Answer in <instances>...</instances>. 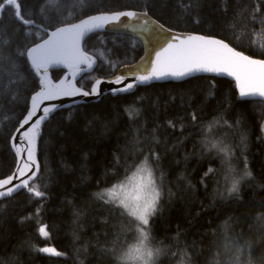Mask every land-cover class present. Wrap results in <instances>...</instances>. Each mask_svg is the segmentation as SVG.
<instances>
[{"label": "trees", "instance_id": "trees-1", "mask_svg": "<svg viewBox=\"0 0 264 264\" xmlns=\"http://www.w3.org/2000/svg\"><path fill=\"white\" fill-rule=\"evenodd\" d=\"M19 3L36 23L18 38L22 26L13 7L0 12V29L13 41L3 48L10 59L0 65V177L14 170L11 138L41 89L38 74L19 53L56 27L101 13L147 11L173 31L224 39L264 59L261 0H58L57 8L47 0ZM143 49L133 36L89 35L84 51L96 67L79 86L90 90L95 80L116 76L137 63ZM65 73L53 71V80ZM238 98L233 81L200 76L139 86L55 113L38 141L41 171L33 185L45 197L23 190L0 201V264H125L120 257L137 222L97 194L125 182L143 164L153 170L160 192L150 220V245L158 252L153 264H232L236 253L225 251L226 237L241 248L250 243L253 258L264 264V229L257 221L264 216V102ZM234 179L238 191L229 194ZM43 226L48 237L39 231ZM43 247L63 255L38 251ZM246 256L247 250L240 254L241 264Z\"/></svg>", "mask_w": 264, "mask_h": 264}, {"label": "snow or ice", "instance_id": "snow-or-ice-1", "mask_svg": "<svg viewBox=\"0 0 264 264\" xmlns=\"http://www.w3.org/2000/svg\"><path fill=\"white\" fill-rule=\"evenodd\" d=\"M47 3L53 8L58 7V0H47ZM261 3L264 4V0H261ZM5 5L13 7V15L22 26L18 38L24 35V31L27 28L35 25L34 19L27 17L21 12L19 0H0V12H3ZM185 10H188L187 6H185ZM256 11H261L260 6L256 7ZM261 15H264V12ZM122 17L139 20L143 31H148L149 26L154 28L159 35L172 31L171 29H165L158 21H152L147 18V11L140 14L135 11L114 12L91 16L80 20L78 23H67L64 26L56 27L43 42L28 46L25 51L19 53V55L27 57L31 68L41 76V89L32 96V107L28 111L27 116L19 122V127L16 129L24 138L23 144L21 145L17 142L16 136L11 138L17 154V161L11 174L0 177V200L4 197H10L14 192L22 189L35 198L45 197L44 191L39 190L30 183L36 179L37 174L40 172V165L35 159L36 142L40 135V126L47 118L49 112L53 110L50 107L40 108L39 105L45 100H50L60 95L82 94L88 96L96 94L99 85L105 82L95 80L90 91L81 92L80 88L73 85L66 86L63 81L59 84H54L47 77L48 68L55 64L66 65L75 71L80 70V65H86L89 69L92 68L94 60L81 50V41L87 33L102 29L106 24L121 25ZM0 19H2V16H0ZM121 26L136 31L128 23H124ZM164 40L165 45L155 51L144 66L138 69H130L128 72H122L115 80L106 82L124 84V81L130 77H135V80L147 83L154 79L182 78L201 72L224 74L234 77L238 96L241 99L258 97L264 101V59H256L253 56L245 55L243 51H238L235 47H231L224 39H217L213 36L187 35L181 38L178 35H172L171 37L165 35ZM12 43L13 41L9 38V34L0 29V65L5 59H10L5 56L3 48L4 46L11 48ZM260 47L264 48V44H261ZM111 66L115 67V65ZM11 67L15 69L16 66L13 63ZM0 71H2V67H0ZM134 87L135 83L129 82L124 84L123 87L112 91L113 94L127 92ZM34 117L35 119H33ZM192 119H196L195 114L192 115ZM25 125L28 127L25 128ZM21 129H23L22 132ZM219 150L224 151L223 148ZM208 171L211 172L212 169L209 168ZM245 175L251 176V172L246 171ZM154 185L155 181L152 178L151 171L142 166L133 177L128 178L126 185L119 184L97 194L98 198L102 200L107 197V203L117 204L125 210L127 215L134 218L135 222H138L136 230L140 234V242L120 257L122 261L152 264L153 252L147 247L149 239L148 226L151 217L156 211V204L160 195ZM238 185L239 180L234 179L229 189V194L237 192ZM257 221L260 228L264 229V216L257 217ZM39 231L44 237H48L47 226L40 227ZM224 248L226 252L235 251L236 257L232 264H241L239 256L246 250L247 256L243 264H257L251 251L252 245L248 242H245L244 247L241 248L231 238L226 237ZM38 251L55 256L63 255L54 247H43L39 248Z\"/></svg>", "mask_w": 264, "mask_h": 264}, {"label": "water", "instance_id": "water-1", "mask_svg": "<svg viewBox=\"0 0 264 264\" xmlns=\"http://www.w3.org/2000/svg\"><path fill=\"white\" fill-rule=\"evenodd\" d=\"M129 11H134V10H129ZM135 12L140 14V13H143L144 11H135ZM102 14H111V13H101V14H97V15H102ZM97 15H93V16H97ZM87 18H85V19H87ZM147 18H149L152 21H158L153 16H151L149 13H148V17ZM124 23H128L129 25L132 26V28H135L136 31L131 30V28H123L121 25L124 24ZM160 24H162V23H160ZM121 25L106 24L104 26V28H102V29H97V30H94L93 32L87 33L84 36L83 40L81 41V50L83 52H85L84 51V44H85L86 39L89 37V35H91V34H93L95 32H98V31H104V32L115 33V34H125V35H129V36L135 37L144 46V50H145L144 56L137 63H135L133 65H130V66H126V67L121 68L118 71L117 75L112 77V78H108V79L99 78V79H97V80H101V81H105V82H102L99 85V88H98V91H97L96 94H90L88 96H84L82 94H75V95H72V96L60 95V96L54 97V98H52L50 100L43 101L39 105L40 108L50 107V108H53V110L49 112L47 118L41 123L40 129L43 127V125L55 113H57L59 111L69 110V109H71L73 107H77V106H80V105H83V104H87V103H91V102H98V101H100V99L103 96L108 95V94H111L113 96L129 94V93L134 92L139 86H143V85L156 84V83H168V82L180 83V82L187 81V80H189L191 78H196V77H200V76H213V77H217V78H227V79H229V80H231V81H233L235 83L234 77L227 76V75H224V74L218 75V74H215V73H202V72L201 73H194L191 76H186V77H182V78L167 77V78H163V79H154V80H152L150 82H147V83H141L138 80H135V77H130L128 80L124 81V84L129 83V82H134L135 83V87L133 89H131L130 91H127V92H117V93L113 94V91H112L113 89L121 88V87L124 86V84L108 83L106 81L115 80L116 77L118 75H120L122 72H128L130 69H138V68H141L142 66H144L149 61L150 56H153L155 51L159 50L160 47L165 45V40H164V36L165 35L168 36V37H171L172 35H178L181 38H183V37H185L187 35H202V34L190 33V32H177V31H173V30L170 33H164L163 35H159L155 31V29L152 28L151 26H149V30L148 31L141 30L140 21L139 20H135V19H130L128 17H122L121 18ZM164 28L165 29H169V28H167L165 26H164ZM204 36H206V35H204ZM217 39H219V38H217ZM231 47H233V46H231ZM245 55H247V54H245ZM29 63H30V61H29ZM95 67H96L95 61H94L93 65H92V68H90V69L86 65H80V70L79 71H75L74 69L69 68V67H67L66 65H63V64H55V65H52V66H50L48 68L47 77L54 84H59L61 81H63L66 86L67 85H73V86H75L77 88H80L81 92L90 91L91 89L87 90V89L82 88L81 86H79V81L81 80V78L84 76L85 73L93 72ZM58 69H64L66 71V73L61 78V80H59L58 82H55L53 80L52 72L56 71ZM38 77H39V79H41L40 75H38ZM40 88H41V85H40ZM243 100L264 102L258 97L257 98H248V99H243ZM31 107H32V99L30 101L29 110L31 109ZM38 115H39V113H38ZM33 119H35V117ZM27 127L28 126L25 125V128H27ZM22 131H23V129H21V132ZM13 136L17 137V142L18 143H20L21 145L23 144L24 138H23V136H21L20 132L16 131ZM39 137H40V135H39ZM39 137H38L37 142H36L35 159H36L37 163L40 165V162H39V159H38V141H39ZM11 146H12L13 152L15 153L16 158H17V154H16V151H15V148L13 147V141L12 140H11ZM40 171H41V165H40ZM39 174H40V172L37 174L36 179L33 182H30V183L33 184L37 180ZM22 191H23V189L20 190V191L14 192L12 194V196H10V197H14L16 194H18V193H20ZM10 197H4L2 200H5V199L10 198ZM2 200H0V201H2Z\"/></svg>", "mask_w": 264, "mask_h": 264}, {"label": "rangeland", "instance_id": "rangeland-1", "mask_svg": "<svg viewBox=\"0 0 264 264\" xmlns=\"http://www.w3.org/2000/svg\"><path fill=\"white\" fill-rule=\"evenodd\" d=\"M145 167V168H147L149 171H151V173H152V178H153V180L155 181V174H154V172H153V170L150 168V166L148 165V164H143V165H141L130 177H133L134 176V174H136L137 172H138V170L141 168V167ZM145 175H146V173H144ZM129 177V178H130ZM128 183V179H126L125 180V182H123V183H121V184H127ZM155 189L159 192V188H157V186H156V182H155ZM160 193V192H159ZM159 197H160V195H159ZM104 201H106L107 200V197H105V199H103ZM158 201H159V199H158ZM158 201H157V204H156V209H157V205H158ZM110 204H114V203H110ZM114 205H116V206H118L117 204H114ZM119 207V206H118ZM124 210V209H123ZM152 218V217H151ZM134 219V218H133ZM151 220V219H150ZM137 224H138V222H137ZM148 231H149V233H150V224H149V226H148ZM132 235V239L126 244V247L123 249L124 251H126L127 250V248H128V250L129 249H131V248H133L134 246H136V245H138L139 244V242H140V234H139V232L136 230H134L133 231V234H131ZM150 243H151V240H150V238L148 239V241H147V247H148V249L149 250H151L152 252H153V257H152V264L154 263V260L156 259V257L158 256V252H157V250L156 249H153V247L150 245ZM127 250V251H128ZM125 262V261H124ZM125 264H137V262L136 261H127V262H125Z\"/></svg>", "mask_w": 264, "mask_h": 264}, {"label": "bare ground", "instance_id": "bare-ground-1", "mask_svg": "<svg viewBox=\"0 0 264 264\" xmlns=\"http://www.w3.org/2000/svg\"><path fill=\"white\" fill-rule=\"evenodd\" d=\"M70 2V1H69ZM186 3V2H185ZM244 3V2H243ZM74 4V3H73ZM242 4V3H241ZM52 8V7H51ZM82 9V8H81ZM236 10V9H235ZM72 15V14H71ZM87 15V14H86ZM69 15H67V17H68ZM72 16H74V15H72ZM71 17V16H70ZM77 18V17H76ZM65 20V19H64ZM69 20H71V18L69 19ZM68 20V21H69ZM73 21V20H72ZM75 21V20H74ZM65 22V21H64ZM61 24V23H60ZM63 24V23H62ZM252 26V25H251ZM254 27V26H253ZM255 29V28H254ZM262 29V28H261ZM39 32V31H38ZM249 33V32H248ZM113 34V33H112ZM227 34V33H226ZM240 34V33H239ZM243 34V33H242ZM246 34V33H245ZM244 36V35H243ZM250 36H252V35H250ZM240 37V36H239ZM242 37V36H241ZM249 38V37H248ZM256 38V37H255ZM236 39V38H235ZM250 39H251V37H250ZM234 40V39H233ZM232 40V41H233ZM247 40V39H246ZM249 41V40H248ZM246 42V41H245ZM239 43V42H238ZM250 45V44H249ZM126 47V46H125ZM247 47H248V45H247ZM87 50V49H86ZM144 50V49H143ZM107 52V51H106ZM98 57V56H97ZM257 59V58H256ZM113 60H115V59H113ZM99 65V64H98ZM30 69V68H29ZM116 69V68H115ZM96 71V70H95ZM115 73V72H114ZM113 74V73H112ZM86 75H87V73H86ZM90 76V75H89ZM59 78V77H58ZM234 85V84H233ZM240 98V97H239ZM238 98V99H239ZM240 102V101H239ZM255 105H256V103H255ZM262 105V104H261ZM73 109V108H72ZM50 121V120H49ZM45 127V126H44ZM14 131V130H13ZM42 135V134H41ZM40 138V137H39ZM116 153V152H115ZM13 155V154H12ZM15 158V157H14ZM16 162V161H15ZM14 169V168H13ZM12 170V169H11ZM9 171V170H8ZM3 174V173H2ZM216 174V173H215ZM252 175V174H251ZM37 181V180H36ZM212 181V180H211ZM226 185V184H225ZM160 200V199H159ZM108 204V203H107ZM109 214V213H108ZM113 215V214H112ZM152 227V226H151ZM184 230V229H183Z\"/></svg>", "mask_w": 264, "mask_h": 264}]
</instances>
